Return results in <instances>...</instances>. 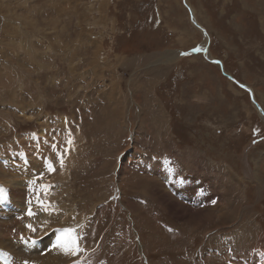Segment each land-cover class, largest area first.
Returning a JSON list of instances; mask_svg holds the SVG:
<instances>
[{
    "label": "rangeland",
    "instance_id": "1",
    "mask_svg": "<svg viewBox=\"0 0 264 264\" xmlns=\"http://www.w3.org/2000/svg\"><path fill=\"white\" fill-rule=\"evenodd\" d=\"M228 76L264 110V0H0V264H60L59 231L21 222L75 209L97 254L74 264H161L175 221L154 196L177 178L207 190L219 240L206 255L198 236L181 264H264V236L248 238L264 235V119ZM167 160L173 176L155 169Z\"/></svg>",
    "mask_w": 264,
    "mask_h": 264
},
{
    "label": "bare ground",
    "instance_id": "2",
    "mask_svg": "<svg viewBox=\"0 0 264 264\" xmlns=\"http://www.w3.org/2000/svg\"><path fill=\"white\" fill-rule=\"evenodd\" d=\"M193 21L196 22V19L195 17L193 16ZM8 23V22H7ZM197 23V22H196ZM202 29V27H201ZM90 34V32H89ZM17 39V38H16ZM85 39V38H84ZM101 48V47H100ZM33 50V49H32ZM28 52V51H27ZM207 52H206V56H207ZM98 56V55H97ZM208 57V56H207ZM212 58V57H211ZM35 60V59H34ZM45 64V63H44ZM93 64L95 65V62H93ZM92 65V63H91ZM112 67V66H111ZM110 68V67H109ZM93 69V68H92ZM113 71V70H112ZM7 72V71H6ZM111 72V71H110ZM114 72V71H113ZM117 76V75H116ZM118 78V83H120L121 79L119 77V75L117 76ZM6 88V87H5ZM252 91V90H251ZM253 93V92H252ZM259 97L261 98V101H262V105L264 106V98L261 94H259ZM255 99V98H254ZM256 102V101H255ZM257 103V102H256ZM256 106V104H254ZM258 106H260L258 103H257ZM257 110H258V107L256 106ZM260 109L261 111L264 113V110L262 109V107L260 106ZM259 112V110H258ZM260 115H261V112H259ZM105 114V113H104ZM154 118V117H153ZM263 118V117H262ZM155 121L157 122L159 119H157V117L154 118ZM153 119V120H154ZM264 119V118H263ZM165 131L167 132V130L165 129ZM168 134V133H167ZM166 134V136L168 137V135ZM37 136V135H35ZM34 136L35 139H37L36 137ZM167 139V138H166ZM169 139V137H168ZM167 139V141H168ZM41 140V139H40ZM42 141V140H41ZM51 141V140H50ZM49 141V142H50ZM167 141H164V142H167ZM43 143V141H42ZM52 143V142H51ZM165 144V143H164ZM163 145V144H162ZM165 146V145H164ZM147 147V146H146ZM52 148V147H51ZM166 148V147H165ZM55 149V148H54ZM161 149V148H160ZM163 151V150H162ZM165 151V149H164ZM52 152V151H51ZM54 153V151H53ZM163 153V152H162ZM56 158V157H55ZM58 160V159H57ZM170 162V163H169ZM157 164V163H156ZM155 169H157L158 171H160L159 173H164L166 172L164 175L167 176L169 174L172 175L175 174L177 172V168L173 165L172 161L170 160H167L163 163H160L159 165H157L155 167ZM156 171V170H155ZM169 171L171 173H169ZM124 171L122 170V173ZM56 173H52V178L50 180V183L53 184L55 180H60V181H63L65 182L68 177L64 174V172L61 173V175L57 176L55 175ZM179 174V173H177ZM173 176V175H172ZM43 176H41L42 178ZM174 178V177H173ZM44 179V178H43ZM166 180V185H170V182L168 184L167 180H171L169 177L165 179ZM175 180V179H174ZM177 182L173 183L171 187L172 190H171V194H169L167 191L166 192H161V195L162 197H158V196H154V201L156 202L157 205H153V207L156 209V212L157 213V217L158 219L161 218L162 214L165 212L167 214H169L175 221V224H171L169 227H168V231L171 232L173 235L168 234V233H164V236H160L161 238H159L161 241H160V245L158 246V249L157 251L162 254L164 253L165 254V258H162L160 260V263L161 264H178V262L182 261V260H185V261H188L189 259L192 258L191 256V253L190 251L192 249H194V245H195V241L196 239L198 238V236H201L204 240V238H208L207 241L204 240V243L202 244V249H201V252L200 253H206L207 251L211 250V246L213 243H217L219 240L216 239V236H215V233H212L214 231H211V229L208 231L205 229V226L207 225V214L210 212H208V208L210 207L209 204L206 203V201H208V194H207V190L206 191H199V193H196L192 187H187L185 185H183L182 183L184 181H190V180H182L181 178H177ZM232 183V182H231ZM8 186V188L10 187L11 188V185L13 186L14 183L12 182L11 184H9L8 182L5 184ZM182 187H185L186 188V191L183 192L182 196L178 195V192L180 190H183ZM60 188H65L64 185H62ZM202 189V188H200ZM152 190V189H150ZM204 190V189H203ZM10 194L12 195V197H15V198H21L23 199L26 194L22 193V192H19V191H14V190H10ZM153 194H156V193H153ZM207 194V198H206V195ZM211 197V196H210ZM140 198V197H139ZM13 199V198H12ZM14 200V199H13ZM189 200H192L194 202V204H191L189 202ZM214 201V200H213ZM27 202V201H26ZM154 203V202H153ZM147 210L150 211V209L152 208V206H149V205H146L145 204ZM105 207V206H104ZM103 209V208H101ZM145 209V210H146ZM94 210V209H93ZM98 211V210H97ZM112 211V210H111ZM148 211V212H149ZM84 212V211H83ZM142 212V210H141ZM223 212V211H222ZM3 213V212H2ZM103 213V212H102ZM101 213V214H102ZM147 213V212H146ZM145 213V214H146ZM83 214V213H81ZM95 214V213H94ZM55 215L56 218H53ZM55 215L53 216H49V217H45V216H42V217H38V218H33L31 221H22L21 224L22 226H27V225H34V223L36 222V229H41L43 231L47 230V232H51V230H59V229H63V228H72V229H75V234L78 235L80 237V240L78 241V244H79V248H80V251L77 252L76 254H65V252L60 249L59 247L57 248H53L52 249V254H50V258L53 257L54 261L55 262H60V264H74L76 263L77 261H83L96 255L97 252H96V249H93L94 247L90 244V241H86L84 239V233L87 234L88 232H84L85 228L88 229L87 225H89V222L90 221H87L84 219H82V215H77L76 214V209L72 212L71 216L76 217L75 220H68L69 216H66L64 217V212L63 211H58L57 214L55 213ZM153 215V214H151ZM93 216V215H92ZM122 216V215H121ZM90 217V216H89ZM134 217L137 218V215H135ZM134 217H131L134 219V221H136V223L140 224V221L141 220H144V218L140 217V219H136ZM147 217V215H146ZM145 217V218H146ZM63 218V219H62ZM88 218V217H86ZM102 218V217H101ZM211 218V217H210ZM152 219V218H151ZM172 219V220H173ZM58 220H62L59 224L57 223ZM148 220V219H147ZM153 220V219H152ZM132 221V220H131ZM69 222L70 224H72L71 227H65V226H60L61 224L63 223H67ZM218 222V221H217ZM149 223V221H148ZM153 223V221H152ZM219 223V222H218ZM124 224V223H123ZM142 224V223H141ZM140 224V225H141ZM156 224V223H155ZM91 225V224H90ZM145 225V224H144ZM153 225V224H152ZM157 225V224H156ZM156 225H153V226H156ZM187 225H190V228L186 231V227ZM217 225V223H216ZM78 226V227H77ZM143 226V225H142ZM147 226H149L147 224ZM247 227H252V225H246ZM254 226V225H253ZM221 227V226H219ZM163 228V227H162ZM147 229V228H146ZM151 229V228H150ZM53 230V231H54ZM112 230V229H111ZM222 230V229H221ZM113 231V230H112ZM140 231V229H139ZM159 231V229H158ZM166 231V230H165ZM161 232V231H160ZM216 232V231H215ZM222 232V231H221ZM53 233V232H52ZM92 233V232H91ZM113 233V232H112ZM129 233V232H128ZM151 233V232H150ZM184 233V234H183ZM235 233V234H234ZM233 234L237 237L239 236H247L245 233H246V229H245V225H243L241 228H240V231L237 230L235 231ZM46 233L40 235V238L41 236H46L45 235ZM51 234V233H49ZM163 234V233H162ZM233 234H232V239L234 238V241L231 242L233 243V245L235 246L237 244V240L235 239V237H233ZM60 235V233H59ZM140 235V234H139ZM176 235V236H175ZM249 235V234H248ZM5 236V233L0 229V240H2ZM87 236V235H86ZM135 236V235H134ZM151 236V234H150ZM155 236V235H154ZM178 236V237H177ZM223 236V235H222ZM254 236L256 237H262L264 235H261V233H256L254 234L253 236L251 235L250 237L248 238H253ZM34 238V237H33ZM38 238V239H40ZM130 238V236H129ZM145 238V236H144ZM176 238H179L180 241H178V239ZM223 238V237H221ZM36 239V238H35ZM42 239V238H41ZM156 238H151V241L155 240ZM173 240L172 243L170 240ZM176 239V240H175ZM228 239V238H227ZM116 240V239H115ZM222 240V239H221ZM230 240V239H229ZM236 240V242H235ZM146 241V240H145ZM176 241L180 244L181 242L185 241V243H187V246L185 245L184 247H176L177 244H176ZM241 242V241H239ZM238 242V243H239ZM52 243H53V240H52ZM51 243V244H52ZM147 243V242H145ZM154 243V241L152 242ZM159 243V242H158ZM193 244V245H192ZM154 245V244H152ZM151 245V246H152ZM146 246V245H145ZM129 247V246H128ZM147 248V247H146ZM253 249L256 251V247L253 246ZM144 250V248H143ZM179 250V252L177 251ZM213 250V249H212ZM126 251V250H125ZM154 251V249L152 250ZM200 251V250H199ZM254 251V252H255ZM263 253L260 254L259 252V256L261 258V256H264V251L261 250ZM130 252V251H129ZM172 252V254H170ZM179 253V255H176L177 253ZM193 252V250H192ZM195 252V251H194ZM198 252V251H197ZM126 253V252H125ZM150 253V252H149ZM251 253V252H250ZM249 253V254H250ZM152 254V253H151ZM157 254V252H156ZM209 254V253H208ZM256 254V253H255ZM173 255V256H172ZM177 256L179 258H174V256ZM202 255V254H201ZM207 255V253H206ZM149 256V255H148ZM158 256V255H157ZM254 256V255H253ZM96 257V256H95ZM160 257V256H159ZM191 257V258H190ZM194 257V256H193ZM256 257H258V253L256 255ZM121 258L119 257L116 262H118V260H120ZM141 259V258H140ZM20 262H24V256L23 255H20L19 259H18ZM156 260V258H155ZM198 260V259H197ZM149 262V261H148ZM106 263V262H105ZM29 264H41L40 261H37V260H32L29 262ZM107 264H112V262L110 263H107ZM181 264V262H180Z\"/></svg>",
    "mask_w": 264,
    "mask_h": 264
},
{
    "label": "snow or ice",
    "instance_id": "3",
    "mask_svg": "<svg viewBox=\"0 0 264 264\" xmlns=\"http://www.w3.org/2000/svg\"><path fill=\"white\" fill-rule=\"evenodd\" d=\"M71 143V141H69ZM61 167H63V160L61 159L60 161ZM48 169L49 171H54L53 165L49 162L48 163ZM31 183V182H30ZM6 195V190L0 186V196H5ZM41 204L43 205V202L41 201ZM46 210V209H45ZM29 216H33L34 213L29 209L28 211ZM28 227L35 231V229L32 228L31 225H28ZM60 235L57 237L56 244L54 247H59L62 249L65 254H76L77 252L80 251L78 241L80 240V237L75 234V229L72 228H63L58 230ZM24 264H29L28 261H24Z\"/></svg>",
    "mask_w": 264,
    "mask_h": 264
},
{
    "label": "water",
    "instance_id": "4",
    "mask_svg": "<svg viewBox=\"0 0 264 264\" xmlns=\"http://www.w3.org/2000/svg\"><path fill=\"white\" fill-rule=\"evenodd\" d=\"M192 22H193L194 27H196L197 29L202 30V31L205 33V35H207V34H206V31H205L204 29H201L202 26H200L198 23L194 22L193 19H192ZM206 49H207V47L204 48L203 54L206 52ZM204 55H205V54H204ZM205 58H206L207 60H209V62H212L213 64H218L221 68H223L222 62L217 61V60H211V59H209L206 55H205ZM224 74H225V73H224ZM228 78H229L230 80H232L233 82H236L232 77L228 76ZM236 84H237L240 88L245 89V90L250 94L252 102H253L254 104H256V106L258 107L259 112H261V116L264 118V113L261 111L260 106H258L257 103L255 102L254 95H253L252 91H251L249 88H247L246 86H244V85H242V84H240V83H238V82H236Z\"/></svg>",
    "mask_w": 264,
    "mask_h": 264
}]
</instances>
